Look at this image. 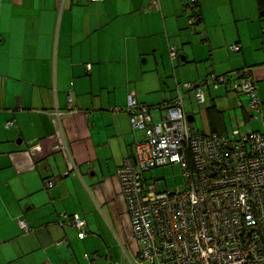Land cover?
I'll return each instance as SVG.
<instances>
[{"label":"crops","instance_id":"0c3cea01","mask_svg":"<svg viewBox=\"0 0 264 264\" xmlns=\"http://www.w3.org/2000/svg\"><path fill=\"white\" fill-rule=\"evenodd\" d=\"M263 36L257 0H0V264L136 263L118 170L145 132L118 109L134 93L160 123L180 94L200 131L263 130ZM244 68L257 119L235 89ZM212 76L233 83L204 84ZM186 85L205 94L201 123ZM74 215L84 239L63 225Z\"/></svg>","mask_w":264,"mask_h":264},{"label":"built area","instance_id":"2783aa9c","mask_svg":"<svg viewBox=\"0 0 264 264\" xmlns=\"http://www.w3.org/2000/svg\"><path fill=\"white\" fill-rule=\"evenodd\" d=\"M152 6L158 9L159 0H152ZM171 58L177 59L174 47ZM243 75L241 89L252 96L250 107L259 110L251 71ZM226 81L212 76L204 84ZM185 88L205 104L199 88ZM165 108L166 116L154 123L149 109L130 93L127 108L118 109L127 110L132 126L145 132L133 157L118 170L138 246L134 264H264V132H199L189 122L180 94ZM169 165L183 170L184 185L174 191L148 184L142 174ZM53 187L54 182L47 184ZM19 224L31 232L25 221ZM63 225L86 238L87 222L80 216Z\"/></svg>","mask_w":264,"mask_h":264},{"label":"rangeland","instance_id":"374dc122","mask_svg":"<svg viewBox=\"0 0 264 264\" xmlns=\"http://www.w3.org/2000/svg\"><path fill=\"white\" fill-rule=\"evenodd\" d=\"M203 105L204 104H199L193 100L192 107L196 109L195 113L199 111L198 114H200V116L198 114L196 116V121L198 123H201L203 117L200 111V109L204 107ZM186 106H189L191 108V102L187 103ZM254 112H255L254 117L255 119H257L256 116H260V113L259 111L258 112L254 111ZM142 174L144 178L147 180L148 184H154L157 182V180L162 181L166 191H174L176 188L182 187L184 185L183 170L181 169L180 166L169 165L165 167L150 169L149 171L143 172Z\"/></svg>","mask_w":264,"mask_h":264},{"label":"trees","instance_id":"16d2710c","mask_svg":"<svg viewBox=\"0 0 264 264\" xmlns=\"http://www.w3.org/2000/svg\"><path fill=\"white\" fill-rule=\"evenodd\" d=\"M257 3H258V7L260 8V10L261 11H263L264 12V0H257ZM197 4H198V0H190V6L192 7V9H194L196 6H197ZM194 13H196V12H194ZM193 16V15H192ZM192 19H193V21L192 22H194V17H192ZM264 37V36H263ZM233 46H238V45H233ZM233 46H231V47H233ZM238 48H239V50L238 51H235V52H240V50H241V48L238 46ZM246 69H249L250 71H251V78L250 79H252L253 80V82H254V84H255V86H256V81H255V79H254V77H253V69L252 68H244V69H242V70H240V71H238L237 73H236V78H234V82H236V81H238V84H237V87L235 88L236 89V91H238L239 93H241V94H245V95H247V96H249L250 97V100H249V107L251 106V101H252V96L250 95V94H248V93H245L242 89H241V83H242V81H243V77H244V75H243V73L246 71ZM211 73H212V71H211ZM215 74V73H214ZM217 78L220 80V79H223V78H225L227 81L226 82H224V83H218V85H226V84H230L233 80V78L232 77H229V76H217ZM233 83V82H232ZM212 83H209L208 84V86L209 85H211ZM215 85V84H214ZM217 85V86H218ZM256 92H257V96L259 97V93H258V89H257V87H256ZM259 104H260V101H259ZM260 107V106H259ZM251 108V107H250ZM260 109V108H259ZM251 110H253V111H256V112H258L259 110H254V109H252L251 108ZM257 117H259V116H257ZM262 118H264V116L262 115ZM263 121V120H262ZM263 125H264V121H263ZM194 127V126H193ZM195 128V127H194ZM196 129V128H195ZM198 130V129H197ZM199 132H202V133H205V134H210V135H218V136H229V135H227V134H219V133H216L215 131H210L209 133L208 132H203V131H200V130H198ZM241 132V131H240ZM253 132H259V133H263L264 132V126H263V130H261V131H253ZM253 132H251V133H253ZM233 133V132H232ZM242 133V132H241Z\"/></svg>","mask_w":264,"mask_h":264}]
</instances>
